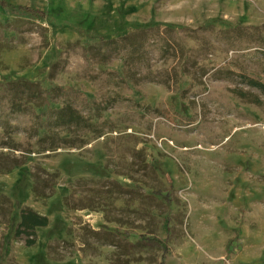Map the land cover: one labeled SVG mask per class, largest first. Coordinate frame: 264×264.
<instances>
[{
	"label": "rangeland",
	"instance_id": "1",
	"mask_svg": "<svg viewBox=\"0 0 264 264\" xmlns=\"http://www.w3.org/2000/svg\"><path fill=\"white\" fill-rule=\"evenodd\" d=\"M5 1L47 17L0 4V264H264V0Z\"/></svg>",
	"mask_w": 264,
	"mask_h": 264
},
{
	"label": "trees",
	"instance_id": "2",
	"mask_svg": "<svg viewBox=\"0 0 264 264\" xmlns=\"http://www.w3.org/2000/svg\"><path fill=\"white\" fill-rule=\"evenodd\" d=\"M0 4L2 7L7 8L10 7L14 11L21 12L30 16L40 17V18H46L47 14L43 10L34 9L28 6H10L7 1L1 0ZM117 43L115 40H108L104 43V45L107 47L110 44ZM93 48H90L88 51H92ZM97 52H100V49L98 48ZM102 59L100 62H105L109 59V56L107 55L105 50H102ZM96 56V55H94ZM132 57L126 58V64H129V60H131ZM249 85L259 88L261 91L264 92V83L261 81L247 77L245 80ZM5 89L7 92L11 94V105L12 108H14L17 111L20 110H28L30 107L36 105L38 107H46L51 103V99L49 97V93L45 92L40 84L30 81H10L5 85ZM61 90V87H55L54 90L51 91V94H53L54 97H58V93ZM23 101L25 109L21 107V103L16 102L17 100ZM13 102V103H12ZM23 108V109H21ZM55 113V120H54V127H61L62 129H68L71 130L73 126H79L82 125L83 127H87V119L85 115L82 113L81 110L75 108L71 104H66L62 106L60 109H55L53 112ZM51 125V124H50ZM54 133L52 132V129H49L47 134L40 139V141H50L48 148H54L58 146L56 143V139L54 138ZM63 141H70L67 138H62ZM39 194H41L37 189H35ZM49 224V218L46 215H42L36 210L32 209L31 207H26L21 210L20 213V222L16 229V235L17 236H26V245L27 246H33L37 242V232L36 229L38 227H46ZM155 241L157 239H154ZM167 250V247H165V250Z\"/></svg>",
	"mask_w": 264,
	"mask_h": 264
}]
</instances>
